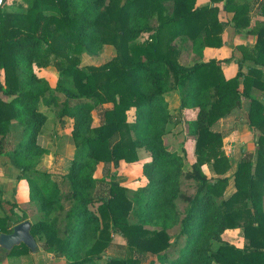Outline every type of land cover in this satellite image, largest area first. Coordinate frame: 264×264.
I'll return each mask as SVG.
<instances>
[{"label":"trees","instance_id":"1","mask_svg":"<svg viewBox=\"0 0 264 264\" xmlns=\"http://www.w3.org/2000/svg\"><path fill=\"white\" fill-rule=\"evenodd\" d=\"M223 1L235 30L249 29L257 37L253 49L239 48L242 60L231 79L222 67L235 56L203 61L207 48L224 44L227 23L218 6L198 7L197 0H2L0 167L8 157L21 173L18 180L28 182L30 201L41 216L31 233L45 241L47 252L68 264H96L112 236L119 235L129 256L109 258L107 264H142L147 255L162 264H264V21L252 26L247 1L212 0ZM106 45L116 49V57L101 66H81L82 55L98 57ZM188 46L197 58L192 66L180 62ZM50 65L59 73L55 88L35 71ZM174 90L180 93V110L187 112V132L195 143L189 171L186 157L165 142L172 121L165 96ZM60 95L65 104L57 115L72 120L76 153L58 180L40 169L50 152L38 137L48 120L41 106L54 108ZM244 99L249 101L245 119L256 138L255 150L239 162L236 191L226 197L230 163L224 135L215 126L242 110ZM110 103L113 107L103 111V122L94 127L93 110ZM131 109L133 123L127 116ZM141 149L150 155L142 167L146 184L130 193L110 173L108 196H97V184L106 182L95 178L98 165L135 163ZM207 167L215 176H209ZM184 179L195 183L196 191L181 212ZM15 207L0 217V234L12 233L27 220L16 216ZM176 226L181 232L171 243L168 231ZM237 229L243 248L224 241L228 230ZM214 242L221 243L217 250ZM29 252L24 244L11 251L0 246V263Z\"/></svg>","mask_w":264,"mask_h":264},{"label":"rangeland","instance_id":"2","mask_svg":"<svg viewBox=\"0 0 264 264\" xmlns=\"http://www.w3.org/2000/svg\"><path fill=\"white\" fill-rule=\"evenodd\" d=\"M10 9L16 10V7L10 6ZM116 50V49H115ZM101 55V56H100ZM99 58L98 57H91L87 54L81 56V66L87 67L90 65L101 66L109 61H111L115 56L112 48L103 49L100 52ZM117 55V52H116ZM212 58L204 56L203 61H209ZM180 62L185 66H192L197 62V58L193 55L191 48L188 46L186 50L182 52ZM264 68V67H263ZM35 71L40 77L47 79L53 88L56 87V83L58 80V70L55 66L50 65L46 68H36ZM247 72L246 68L244 69ZM0 82H5V76L2 71H0ZM254 95L262 97L263 94L254 91ZM175 101H172L174 104ZM249 101L244 99L243 100V108L242 110H235L226 118H223L216 126L215 130L220 132L224 135L223 141V151L225 156L229 159L230 168L228 172L225 174V177L229 178L231 181V187L229 190H234V174L237 171V167L239 162L242 159L248 158L255 150L256 138L250 132V129L247 125V121L245 119L246 110L248 108ZM65 104V99L60 95V101L54 108H47L45 105L41 106V110L48 115V122L45 125V128L41 135H39L38 143L45 149H47L50 154L46 155L41 164V171H50L55 176L59 178L68 173L69 167L71 165V161L73 160L76 147L74 141L72 139V121L68 117H59L57 114L60 110H62ZM170 106V105H169ZM179 106V105H178ZM177 106V107H178ZM113 104H105L98 109L93 110L92 116L96 118L93 122L94 126L101 125L103 122V111L105 109H111ZM180 107H181V99H180ZM245 109V110H243ZM134 110L131 109L127 112L128 122L133 123L135 116ZM171 112V111H170ZM172 121L169 125V133L165 138V142L167 147L173 151L177 152L179 155L186 157V171L191 170V165L195 162L194 150H195V143L193 138L188 135V117L184 116V113L178 108L173 110ZM53 119V122H52ZM12 143H14L12 141ZM187 155V156H185ZM139 160L135 163H127L125 161H121L118 167H115L114 164H104L100 163L95 173V178L97 179H106V182L98 184L96 186L95 193L97 192V196H108L109 192V181H112L108 175L113 173L115 175V181L119 182L121 186L127 188L130 193H134L140 187L144 186L146 183V178L143 176L142 167L145 163L150 161V155L144 149L138 151ZM7 158L3 157L1 159L2 165L4 166V162H6ZM5 168H1V174L4 173ZM207 173L210 177L215 176L207 167ZM104 190L105 193L101 191ZM63 191L66 193L70 191V188L67 185L63 186ZM196 185L192 181H187L184 179L183 185V198L178 201V206L181 212L185 211L188 206V202L186 198L192 197L195 194ZM12 205V203H11ZM10 205V206H11ZM16 205V204H15ZM65 206L67 209L69 208V204L66 203ZM8 209L4 211V214L7 215ZM34 210H30L31 214H34ZM9 213V212H8ZM40 214V213H39ZM4 215V216H5ZM26 215V214H24ZM23 215V216H24ZM27 218V215H26ZM180 227V226H179ZM176 231V229H175ZM174 231V232H175ZM178 231V227H177ZM173 231H168L169 236L171 237ZM234 236H237L234 234ZM171 243L176 239L171 237ZM45 243L44 240L41 241ZM182 243V240L179 242ZM126 250V248H125ZM174 249H171L170 252H173ZM127 251V250H126ZM127 256H129L127 254ZM147 259L156 258L151 255L146 256ZM145 258V257H144Z\"/></svg>","mask_w":264,"mask_h":264},{"label":"crops","instance_id":"3","mask_svg":"<svg viewBox=\"0 0 264 264\" xmlns=\"http://www.w3.org/2000/svg\"><path fill=\"white\" fill-rule=\"evenodd\" d=\"M240 1H245V2L247 1L251 5L252 26L255 24L257 20L264 21V13L262 12V9L264 6V0H240ZM1 3H2V0H0V5ZM9 3L11 4L12 0H9ZM205 5L218 6L221 9L220 18L222 19V21L227 23V26L222 35L223 42H224L223 47L207 48L204 52V55L206 54V56L212 59L219 60V61H225L235 56V60H233L230 63L223 64V67H222L224 75L227 79L234 78L237 75L238 70H239L237 61L240 59L242 60V52L239 50V48L244 47V48L253 49V47H255L257 43V37L248 34L247 31L249 29L244 30L242 32H237L235 30V28L233 27V24L232 23L230 24V20L232 19L233 14L232 13L227 14L223 12L224 1L214 4L212 0H197L198 7L205 6ZM105 48L106 49L112 48L116 56V50L114 47L106 45L104 49ZM248 66L249 65L247 64L245 68H247ZM262 70L264 71L263 67H262ZM165 97L170 105L171 114H173V110L176 108L180 110L179 91L174 90L172 92H169L166 94ZM172 101H175L174 102V104H176L175 106L172 104ZM133 110H134L133 112L135 116V109ZM186 114L187 112L184 113V116ZM95 119L96 118L94 117V120ZM49 121L51 120H47L45 125H47ZM52 122H53V119H52ZM45 125L42 128L40 135L43 132ZM98 126H94V127H98ZM6 158L7 160L6 162H4V166H3L5 168L4 173L1 174L0 172V185H1V191H2L0 195V201L3 203V205L0 206V217H4L5 215L4 211H6V209H8V212L11 211L10 205L12 203V204H16V207L14 208V212L16 216L23 217V215L26 214L27 215L26 221H30V223L33 225L35 222L41 219L38 206L37 204L32 203L30 201L28 182L26 180H18V177L21 174L20 171L11 164V161L8 157ZM3 167H0V169ZM101 183H104V182H100L98 184H101ZM231 184L232 183L230 181L227 189L231 187ZM235 191H236L235 186H234V190L231 191V193H229L230 192L229 190H226V193H225L226 197H229ZM101 192L102 193H100L99 195L105 193L104 190H102ZM95 194L98 195L97 192ZM30 210H34L35 211L34 214H31ZM177 227H178V231H177ZM170 231H173L171 237L175 239L180 234L181 228L179 226H176L173 229H170L169 232ZM234 234H236L237 236H234ZM112 239H113L112 243L109 245L105 253L102 255V258L98 260L96 264H107V260L109 258H124L126 256L127 254L125 250L126 242L123 239V237L119 235H113ZM35 240L37 242V250L35 252L29 249L30 250L29 253H25L21 256L6 257L0 264H68V261L65 258H58V257H55L53 254L47 252L45 243H42L40 240H37L36 238ZM224 241L232 245H235L238 248H243L245 245V240L243 238V234L240 229L228 230L226 232ZM220 245L221 243L214 242L213 249L217 250L220 247ZM151 261H154V264H162L159 262V260H157V258L147 259V257L143 259L142 264H149Z\"/></svg>","mask_w":264,"mask_h":264},{"label":"water","instance_id":"4","mask_svg":"<svg viewBox=\"0 0 264 264\" xmlns=\"http://www.w3.org/2000/svg\"><path fill=\"white\" fill-rule=\"evenodd\" d=\"M32 224L30 221H24L13 227L12 233L0 234V246L11 251L15 246L24 244L31 251L37 250V242L31 233Z\"/></svg>","mask_w":264,"mask_h":264}]
</instances>
